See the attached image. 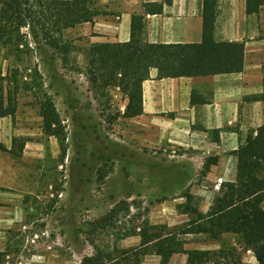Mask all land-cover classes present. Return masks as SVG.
I'll return each mask as SVG.
<instances>
[{"label":"rangeland","instance_id":"rangeland-1","mask_svg":"<svg viewBox=\"0 0 264 264\" xmlns=\"http://www.w3.org/2000/svg\"><path fill=\"white\" fill-rule=\"evenodd\" d=\"M18 35L0 40V75L13 72L17 82L14 138L24 139L20 155L12 159V175L0 186L13 197L10 223L0 227V264H81L82 256L92 252L91 240L137 247V236L118 239L124 228L145 219L179 226L193 211L209 209L225 181L204 182L207 171L179 145L140 146L126 134L119 117L127 98L118 88L92 81L86 61L91 43L80 29L62 32L58 49L41 36L39 47L27 26ZM45 96L60 119L58 137L41 130L37 103ZM121 201L126 204L113 226L93 230L94 222ZM185 247L230 248L242 264H258L233 234L219 239L189 235ZM158 260L148 254L142 263ZM168 264H186V254H174Z\"/></svg>","mask_w":264,"mask_h":264},{"label":"trees","instance_id":"trees-1","mask_svg":"<svg viewBox=\"0 0 264 264\" xmlns=\"http://www.w3.org/2000/svg\"><path fill=\"white\" fill-rule=\"evenodd\" d=\"M97 0H0V40H16L19 30L27 26L40 47L44 43L58 49L62 32L76 25L92 22L100 13ZM169 1V0H167ZM264 0H246V12L254 13ZM202 38L197 43H149L141 39L142 17L132 15L130 37L125 42H94L87 52V73L98 87L118 88L127 102L120 116L133 117L142 112V82L151 68L157 77L198 76L241 71L243 44L215 41L213 26L214 0L203 3ZM15 43V41H14ZM18 44V42H16ZM41 51H44L42 48ZM13 89L5 88L3 82ZM264 85V79H263ZM17 82L14 73L0 75V117H14L17 110ZM264 100V90L257 96ZM202 101V100H201ZM191 95V103L201 102ZM42 133L62 135L60 119L50 97L38 101ZM23 138H13L9 149L0 143V149L12 156L20 155ZM236 157V177L224 182L209 209L195 210L179 226L151 224L142 220L138 225L126 227L118 239L136 235L137 247L121 248L116 244L102 245L92 242V252L83 255L81 264H143L148 254L158 257L157 264H168L174 254H186V264H242V258L233 250H199L185 247L189 235H204L219 239L223 234L240 238L251 250L258 264H264V123L256 132H249L245 141L232 151ZM216 157L205 159L202 170H209ZM121 201L105 216L96 220L93 230L111 228L113 218L119 213ZM128 212V207H126Z\"/></svg>","mask_w":264,"mask_h":264},{"label":"crops","instance_id":"crops-1","mask_svg":"<svg viewBox=\"0 0 264 264\" xmlns=\"http://www.w3.org/2000/svg\"><path fill=\"white\" fill-rule=\"evenodd\" d=\"M203 3L97 0L100 13L93 21L68 29H80L90 43L125 42L130 37L132 15H140L141 39L145 42L197 43L202 38ZM214 7L213 38L243 44L241 71L158 78L157 70L151 68L141 86L142 112L119 117L126 134L140 146L179 145L189 153L188 159L201 167L205 159L216 157V163L202 177L206 183L235 180L236 157L232 151L264 123V100L257 97L264 90V3L254 13L246 12V0H214ZM193 93L202 101L191 103ZM12 118L0 117V143L6 149L14 138ZM13 158L0 149V186L7 182L8 173H13ZM12 202L13 197L0 190V227L10 223Z\"/></svg>","mask_w":264,"mask_h":264},{"label":"built area","instance_id":"built-area-1","mask_svg":"<svg viewBox=\"0 0 264 264\" xmlns=\"http://www.w3.org/2000/svg\"><path fill=\"white\" fill-rule=\"evenodd\" d=\"M218 181H219V182H218V184H219V183L221 182V179H219Z\"/></svg>","mask_w":264,"mask_h":264}]
</instances>
